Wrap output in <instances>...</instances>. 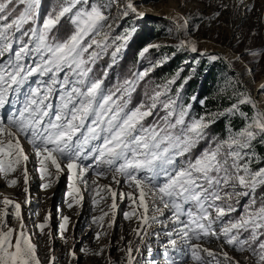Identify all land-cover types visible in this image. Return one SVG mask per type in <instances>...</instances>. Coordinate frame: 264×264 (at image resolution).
<instances>
[{"label": "snow or ice", "instance_id": "6c2138e0", "mask_svg": "<svg viewBox=\"0 0 264 264\" xmlns=\"http://www.w3.org/2000/svg\"><path fill=\"white\" fill-rule=\"evenodd\" d=\"M236 2L247 12L252 11L245 0ZM40 4L41 0H0V109L6 105L10 109L7 116L0 114V172L7 174L23 165L24 183L28 184L29 155L21 143L23 137L38 158L40 179L66 172L67 196L76 204L83 199L80 184L99 195L96 181L91 180L90 184L91 178H85L89 171L97 177H107L111 172L117 185L121 182L119 178H123L129 187L139 191L138 200L132 192L127 193L126 198L134 209H143L139 215L142 228L149 225L147 198L150 197L153 213L163 209L170 211L171 219L177 224V235L191 245L192 259L198 264H204L197 254L198 249L213 259L215 254L192 241L209 236L223 237L227 245L240 252H251L258 257L257 264H264V240L260 239L264 236V202L251 211L245 207L240 217L230 216L237 210L231 203L233 197L248 196L249 191L254 193L258 185L264 184V169L253 172L249 167L251 161L240 163L249 155L243 150L250 148L257 135L264 134V110L259 109V102L247 94L246 88L238 93L239 99L228 114L247 118L239 105L249 104L256 111L247 126L238 132L229 130L223 140L214 139L210 144L215 146L206 148L195 160L177 163V157L189 153L207 137V129L213 121L204 117L189 118L191 105L178 102L179 89L175 96L170 95V85L175 83V78L156 86L149 96L150 104L142 103L129 109L136 84L144 80L151 69L135 74V80H125V86L115 91L103 86V77L92 74L95 61L109 48H112L111 56L115 62L135 27L127 30L126 35L110 36L105 31L112 28L108 23L110 4H98L96 0L91 4L89 0H60L55 15H46L43 22L38 23ZM216 4L215 16L219 18L221 11H227L230 6L224 0H216ZM20 5L24 7L19 8ZM129 13L141 19L146 15L138 11L132 0H127L122 15L127 17ZM66 15V32L69 34L61 38L53 29ZM199 19L203 20V16ZM181 20L183 22L173 18L171 23L177 33L189 35L188 18ZM5 21L7 23H3ZM28 24L33 26L25 30L24 26ZM198 28L197 24L193 30ZM24 36L28 37L27 41L20 39ZM14 45H17L15 49ZM179 47L198 52L195 42H186L183 38ZM147 51L148 47H145L140 56ZM208 59L217 61L222 57L210 55ZM60 73H64L63 77ZM36 75L48 79L42 86L33 82L37 83L36 87L29 84L25 88L29 78ZM238 84L242 86L243 81ZM54 96L55 105L52 102ZM158 106L165 114L146 125L144 121L153 116ZM88 160H91L90 164L85 163ZM50 169H54V173ZM232 180L238 184L230 183ZM17 183V180L11 181V185ZM49 186L45 183L43 188ZM237 186L247 191H237ZM104 190L111 193L112 221L108 224L111 228L115 223L117 192L111 186ZM120 198L124 199L125 194L120 193ZM252 203H255L254 199ZM2 204L14 208L13 215L20 221V228L10 227L8 212H0V264H40L36 245L23 224L21 204L8 198L3 199ZM108 214L105 212L99 221ZM136 215V211L123 213L129 220ZM225 216L229 218L223 219ZM151 219L154 222L157 218L153 215ZM47 220H51L50 213ZM68 224L69 217L64 216L59 228L61 236ZM46 227L47 222L38 226L41 233ZM136 232L140 236L141 229ZM245 232L249 234L241 239ZM100 235L96 233L97 240ZM171 244L175 246L176 239H172ZM127 253L128 264H133L131 246ZM70 255L76 259L75 251ZM223 255L225 259H231L226 252ZM50 264H55L54 257Z\"/></svg>", "mask_w": 264, "mask_h": 264}, {"label": "rangeland", "instance_id": "374dc122", "mask_svg": "<svg viewBox=\"0 0 264 264\" xmlns=\"http://www.w3.org/2000/svg\"><path fill=\"white\" fill-rule=\"evenodd\" d=\"M96 2L98 4H110L107 11L109 14L108 23L112 24V28L105 29L106 32L110 33V36L126 35L127 30L135 27L131 38L128 39L121 52L117 54L115 62H113L111 56L112 48H109L106 53L95 61L96 69L104 71L101 73V77L104 80H109V89L115 91L117 88L125 86V80H135V74L145 69H151L149 75L140 81L141 86H138V83L136 84L134 91L137 92V95L134 108L142 103L145 105L151 103L149 96L156 90V86L162 80V75L158 70L174 57L175 60L184 58L180 65V69H183L184 72L178 78H175V83L186 76L189 79L196 78L198 85H201L205 72L215 63L217 79L214 96L225 94L229 98L237 97V100L233 103L236 104L239 99L238 93L244 92L246 88L247 94L255 96L252 98H256L258 102L261 101L264 105V95H261V91L264 90V0H245V3L252 7L251 12H247L243 6H237L236 0H224V3L229 4L230 7L227 11L222 10L219 18L215 16L217 10L216 0H132V3L138 7V11H142V8H150L160 12L157 15L146 14L143 19L132 13H129L127 17L122 15V12L126 9L127 0H96ZM89 3L91 4L92 0H89ZM41 4L42 9L39 10L38 23H42L46 15H55L54 10L58 8L60 0H41ZM168 11L171 14L167 13ZM201 15L203 20L199 19ZM182 17L188 18L187 31L189 35L186 36L183 33H177L175 26L171 23L173 18L183 22ZM67 19L66 15L53 31H56V33L66 31L68 27ZM3 23H7V21ZM197 24L199 28L193 30ZM155 25L158 29L157 37H153ZM31 26L33 25L28 24L24 28L26 30ZM66 33L68 34V32L64 34ZM144 34L150 42L145 46L148 47V51L140 56L145 47L137 51L140 43L138 40ZM16 35L19 36V33H16ZM181 38L185 39L186 42H195L198 52L192 53L190 50L179 47ZM20 39L23 41L28 40L27 36L20 37ZM117 43H120V41H117ZM16 47L17 45H14V49ZM253 52L258 53V55H252ZM137 54L138 56H136ZM210 55H218L222 59L211 61L208 59ZM3 59H7V54ZM202 60L205 61V66L200 71ZM219 61H222L224 65H221ZM229 63L231 66H229ZM105 72L107 73L106 76L104 75ZM63 75L64 73H60L61 77ZM47 79V76L39 77L36 75L30 77L29 83L25 84V88L29 84L36 87L37 83L42 86ZM169 80L164 79L159 85L166 84ZM241 80L243 81L242 86L238 84V81ZM175 83L170 85V95L172 96L176 95L178 89L179 95L182 94L186 88L185 83H181L178 88H176ZM233 85L236 86L233 87ZM195 96H197V93L193 95V97ZM52 102L54 105L56 104L55 96ZM233 104L220 108L221 102H218L213 108L214 110L202 116L207 121L218 120L227 116L225 138L228 136L229 130L238 132L244 129L256 111L249 104H245L250 107V114H247V118L239 114L229 115L228 110ZM258 107L261 109L259 104ZM262 109L264 110V106ZM240 110L242 111L241 108ZM9 111L10 109L6 105L4 109H0V114L7 116ZM164 114V111L158 106L153 111V116L148 117L144 123L147 125L155 122L157 117ZM235 116L245 119V126L242 129H235L231 126L229 120ZM214 123L217 122L214 121ZM211 125L212 123L207 129L208 135L206 138H210L207 143H204L203 140L197 143L198 145L202 144L199 155L206 148L215 146L214 143L210 144L214 139H225L220 138L218 133H212L214 128ZM258 138L264 140V134L257 135L255 139ZM21 143L25 152L29 155L27 162L29 182L28 184L24 183L23 165L7 174L0 172V212L6 210L9 214L7 218L9 226L19 230L20 221L14 218V208L4 206L2 201L8 198L14 203L21 204L23 224L26 226V231L31 237L32 243L36 245L40 264H50L53 257L55 258V264H128L127 249L129 246L133 249V264H198L196 260L192 259L191 245L177 235V224L171 219L170 211L163 209L162 212L153 213L150 197L147 198L150 205L149 225L142 228L139 215L143 209H134L130 206L131 201L126 198V194L132 192L138 200L139 191L129 187L123 178H119L121 182L117 185L112 179L111 172L107 174V177H97L92 171H89L85 178H91L89 180L90 184L91 180L96 181L100 188L99 195L90 188L85 189L80 184L83 199L80 204H76L72 198L67 196L69 183L66 178L67 173L58 176L53 174L45 180L40 179L38 158L35 156L31 145L23 137H21ZM195 149L196 146L184 156L177 157V163L191 159V154L194 152L195 157H198L199 155L196 156ZM243 151L248 152L249 155L240 161L241 164L251 161L249 167L253 172L264 169V166L258 169L254 167L256 162L261 161L260 155L255 150L250 147ZM85 163L90 164L91 160L85 161ZM50 171L54 173V169H50ZM12 180H17L18 183L11 185ZM45 183L50 185L47 189L43 188ZM230 183L238 184L236 180H232ZM106 186H111L117 192L115 223L111 228L108 227V224L112 221V201L111 193L104 190ZM25 188L28 189L27 192H25ZM236 190L247 191V189L239 186ZM226 191H230V189H226ZM120 193L125 194L124 199L120 198ZM253 199L255 200L254 204L252 203ZM94 200L96 203H93ZM262 202H264V187L261 184L256 187L254 193L249 191L248 196L232 198L231 203L237 210L231 212L230 216L232 218L240 217L243 215L245 207L250 211L258 209ZM69 204L72 207H69ZM185 207L188 206L185 205ZM126 211H136L137 215L130 220L125 219L123 213ZM105 212L109 213L108 216L103 221H99V217L103 216ZM49 213L51 214L50 221L47 220ZM153 215L157 218L154 222L151 219ZM64 216L69 217V224L67 230L61 236L59 228L63 223ZM228 218V216H225L223 219L227 220ZM181 219L186 218L182 217ZM45 222L48 223V227L41 233L38 226ZM214 227L219 230L218 225ZM136 229H141L140 236L137 235ZM98 232L101 234L99 240L96 239V233ZM248 234L247 232L243 233L241 239ZM172 239H176L175 246L171 244ZM260 239L264 240V236H261ZM255 243H259V241ZM255 243L253 247H255ZM192 244H200L201 249H208L215 254L213 259L208 257L207 253L198 249L197 254L201 256L204 264H209V262L211 264H257L258 261V257L252 255L251 252H240L235 250L233 246L224 243L223 237L220 239L214 236L201 237L200 240H193ZM72 251H75L76 259H73L70 255ZM101 252L102 254H99ZM225 252L231 258L230 260L225 259L223 255Z\"/></svg>", "mask_w": 264, "mask_h": 264}, {"label": "trees", "instance_id": "16d2710c", "mask_svg": "<svg viewBox=\"0 0 264 264\" xmlns=\"http://www.w3.org/2000/svg\"><path fill=\"white\" fill-rule=\"evenodd\" d=\"M23 5H20L19 8H22ZM42 6V4H41ZM41 8V7H40ZM42 9V8H41ZM40 10V9H39ZM68 25V24H67ZM32 27V26H31ZM30 27V28H31ZM54 32V31H53ZM66 31H59L56 33V31L54 33H56L59 37L63 38L66 37L68 34H64ZM158 32V29L156 28V25L154 26V32H153V37H157L156 33ZM138 42H140L138 44V48L137 51H140L142 48H144L150 41L147 40V36L144 34L143 37H141ZM177 55V54H176ZM138 56V54L136 55ZM174 57V59H172L171 61H169L168 63H166V65L164 67H160V69L158 70V72H160L162 75V80L160 82H162L164 79H173V78H178L179 75L183 74L184 70L180 69L181 68V63L182 60L184 59H177ZM219 63L221 65L223 62L219 61ZM95 64L93 65V72L92 74L97 76V77H101V73H103L104 71H99L96 69ZM201 67L199 68L200 71H202V67L205 66V61L202 60L201 61ZM216 64L214 63L211 67H209V69L205 72V76H204V80L202 81L201 85H198V80L196 78H188V77H184L183 79H181L180 81L176 82L175 84L177 85L176 88H178L180 86L181 83H185L186 84V88L184 89L183 93L179 95L180 100L178 102H182L185 105H191V109L189 111V118L191 117H202L204 115H206L208 112H210L211 110H214L213 108H215V105L218 104V102H221V106L220 108H222L223 106H228L230 104L235 103V101L237 100V97H233V98H229V96H225V94H219L218 96H214V92L216 89V79H217V75H216ZM188 78V79H187ZM178 80V79H176ZM108 79L104 80V84L103 86L105 88L110 87V83H108ZM160 82L158 83V85L160 84ZM143 83V82H141ZM138 86L140 85V82L138 83ZM198 88V89H197ZM137 91H139L137 89ZM195 93H197V96H195V99L193 100V95H195ZM137 92H133V98L131 103L129 102L128 107L129 108H134L135 106V98H136ZM139 96V95H138ZM201 101H204L203 103ZM239 107L242 109V111H244L246 114H250V107L248 105L245 104H241L239 105ZM226 117L224 116L222 118L214 119L212 120L213 122L216 121L217 123L212 122L211 127L214 128V130L212 129V133H218V135L220 136V138H225L226 136ZM230 124L233 128L235 129H242L245 126V119L241 118L239 116H235L234 118H230ZM209 132V130H208ZM210 133V132H209ZM210 139L205 138L203 140L204 143H207V140ZM202 144H197L196 145V156L199 155L200 148H201ZM251 149L255 150L261 157V161L260 162H256L254 164L255 169H258L261 166H264V140L262 138H258L255 139L251 142ZM200 151V152H199ZM192 157L191 159L195 160V152L191 154ZM264 187V184H262Z\"/></svg>", "mask_w": 264, "mask_h": 264}, {"label": "bare ground", "instance_id": "6f19581e", "mask_svg": "<svg viewBox=\"0 0 264 264\" xmlns=\"http://www.w3.org/2000/svg\"><path fill=\"white\" fill-rule=\"evenodd\" d=\"M142 12H145V14H152V15H157V14H159L160 12H157L156 10H152V9H148V8H142ZM167 13H170L171 14V12H167ZM170 16V15H169ZM263 82H264V80H263ZM252 97H255V96H253L252 95ZM255 100H256V98H255ZM257 101V100H256ZM259 105L261 106L260 108L262 109L263 108V104L261 103V101L259 102ZM263 110V109H262Z\"/></svg>", "mask_w": 264, "mask_h": 264}]
</instances>
